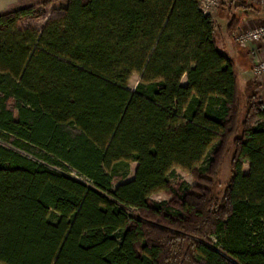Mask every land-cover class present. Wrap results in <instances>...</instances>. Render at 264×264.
Wrapping results in <instances>:
<instances>
[{
    "label": "trees",
    "instance_id": "16d2710c",
    "mask_svg": "<svg viewBox=\"0 0 264 264\" xmlns=\"http://www.w3.org/2000/svg\"><path fill=\"white\" fill-rule=\"evenodd\" d=\"M223 6L233 40L246 3ZM43 15L0 14V264H264V104L200 0H68L17 26Z\"/></svg>",
    "mask_w": 264,
    "mask_h": 264
},
{
    "label": "rangeland",
    "instance_id": "374dc122",
    "mask_svg": "<svg viewBox=\"0 0 264 264\" xmlns=\"http://www.w3.org/2000/svg\"><path fill=\"white\" fill-rule=\"evenodd\" d=\"M253 1L264 5V0H253ZM66 2H67V0H30L28 2V4H29L28 6H30V7H26V8L42 9L44 11V15L42 17L36 18V19L23 20V21L18 23V25H17L18 28H20V29L31 28L35 31H40L41 26L43 25V23L45 22L46 19H49L51 16H59L60 15V11L62 9L61 7H64L66 5ZM238 3H240V2H238ZM211 12H210L211 17L210 16L209 17L215 23L216 28L218 29V36L216 38L217 39L216 46H217L218 50L221 53H223L224 55L231 56V54L229 53V51L227 49V48H229V50L233 54V57L239 55L241 53L240 52L241 46H236L235 42L232 39H227L226 35H225V27L227 24L228 16H230V15L228 13L224 12L223 17L221 19H217L216 14L214 13V10H212ZM236 16L242 17L243 15L240 14L239 12H237ZM260 24H264V22L260 23L259 21H256V23L254 22V23L247 24L246 29L245 28L244 29L245 30L252 29V28H255L256 26H258ZM261 42L259 44H261ZM232 49L234 51H232ZM236 67H237V73H238L239 81H240V87H241L240 91L242 92V96L245 97L247 95V92L245 91V86L247 84L248 79H250L251 75H249V74L242 75L241 74L242 72L244 73V71H245V65L243 67H240V69H239L238 65ZM137 82H138V76H132L131 79L129 80V83H128V89L134 90L136 85H137ZM185 84H186V80H185V78H183L181 80V85H185ZM261 84H262V82H260L259 85H261ZM259 85L256 84V86H257L256 91H257V94H258L261 102L264 103V91L262 89V86L260 88ZM243 102H244V100H243ZM230 157H231L230 153L225 157L223 164L220 168L218 178H217V182H218L217 191L220 194L223 191V189H224V187L227 184L228 179H229ZM135 169H136L135 164H131L129 166V171H128L127 178H126L125 182L130 181L133 178ZM247 171H248V167L244 166L242 169L243 174H246ZM168 180H169L170 184L173 186L180 185L181 187L190 188V187L194 186V184H195L194 178L188 172L182 171L180 169L173 170L168 175ZM83 183L85 185L89 186V183L86 180H83ZM169 199H170V197L165 193H158V194H154L151 196V200L155 201V202H165V201H168Z\"/></svg>",
    "mask_w": 264,
    "mask_h": 264
},
{
    "label": "crops",
    "instance_id": "0c3cea01",
    "mask_svg": "<svg viewBox=\"0 0 264 264\" xmlns=\"http://www.w3.org/2000/svg\"><path fill=\"white\" fill-rule=\"evenodd\" d=\"M29 1L30 0H0V14L6 13V12H8L10 10H14V9L30 7V6H28ZM67 2H68V0H67ZM67 2H66V4H67ZM238 2H241V1H238ZM242 2L246 3V9L241 10V8L235 9L233 7V10L231 9V12H230L232 14H236L237 12H239L240 14L243 15L241 17V18H243L242 23L236 29V31H239L240 29L242 30L244 28L246 29L247 24L254 23V22L256 23V21H259L260 23L264 22V5H262L258 2H255L253 0H242ZM228 6H229V4L227 6H223V7L227 8ZM64 7H61V8L63 9ZM211 13L209 14L210 17H211ZM214 13L216 14L217 19L222 18V13H221L220 7L218 9L214 10ZM47 20L48 19L45 20V22L43 23L41 28L45 25ZM233 41H234V39H233ZM236 46H238V45L236 44ZM227 49H228L229 53L231 54L230 57H232L233 60H235V64L238 65L239 69H240V67H243L245 65V71H244V73L242 72L241 74L242 75H247V74L251 75L250 79H248V80H251L255 84V86H256V84L259 85L260 81H257L258 79H256L253 76L251 69H252V66H253L255 60L257 59V57L264 60V40L261 42V44H258V45L250 44V45H247L246 47H240L241 53L235 57H233V54L229 50V48H227ZM232 51H234V50L232 49ZM259 86L261 88V85H259Z\"/></svg>",
    "mask_w": 264,
    "mask_h": 264
},
{
    "label": "built area",
    "instance_id": "2783aa9c",
    "mask_svg": "<svg viewBox=\"0 0 264 264\" xmlns=\"http://www.w3.org/2000/svg\"><path fill=\"white\" fill-rule=\"evenodd\" d=\"M231 1L242 0H200V10L204 15L209 16L212 10H216L222 5L227 6ZM233 39L234 42L241 47H246L250 44L258 45L264 40V24H260L252 29H240L234 33ZM251 70L253 76L258 79V81L262 82L261 86L264 91V60L257 57ZM64 174L75 181L83 183L84 179L74 171L65 172Z\"/></svg>",
    "mask_w": 264,
    "mask_h": 264
}]
</instances>
